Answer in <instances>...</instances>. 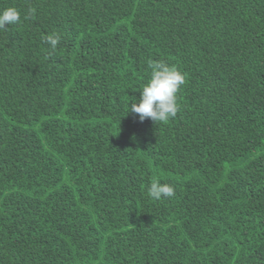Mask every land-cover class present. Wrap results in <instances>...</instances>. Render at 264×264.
Instances as JSON below:
<instances>
[{
	"label": "trees",
	"instance_id": "1",
	"mask_svg": "<svg viewBox=\"0 0 264 264\" xmlns=\"http://www.w3.org/2000/svg\"><path fill=\"white\" fill-rule=\"evenodd\" d=\"M7 7L0 264H264V0ZM159 60L185 74L178 112L141 122Z\"/></svg>",
	"mask_w": 264,
	"mask_h": 264
},
{
	"label": "clouds",
	"instance_id": "2",
	"mask_svg": "<svg viewBox=\"0 0 264 264\" xmlns=\"http://www.w3.org/2000/svg\"><path fill=\"white\" fill-rule=\"evenodd\" d=\"M33 16H35V9L29 8L24 19L27 20ZM20 19V12L15 7L0 10V29H6V25H16ZM42 40L55 50L60 44L61 37L52 32L43 36ZM148 66L151 69L149 79L140 88L139 101L131 103L128 111L138 114L141 122L151 118L155 123H164L177 115V93L185 84V74L176 66H170L163 60L149 61ZM147 194L152 199L160 200L162 197L174 196L175 190L167 183L153 181Z\"/></svg>",
	"mask_w": 264,
	"mask_h": 264
}]
</instances>
